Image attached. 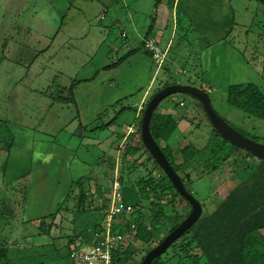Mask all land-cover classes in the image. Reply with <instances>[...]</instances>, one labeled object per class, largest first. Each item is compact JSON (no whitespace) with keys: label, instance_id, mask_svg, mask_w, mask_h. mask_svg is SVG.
<instances>
[{"label":"rangeland","instance_id":"1","mask_svg":"<svg viewBox=\"0 0 264 264\" xmlns=\"http://www.w3.org/2000/svg\"><path fill=\"white\" fill-rule=\"evenodd\" d=\"M99 1L109 7L107 8L109 14L105 15L107 17L105 21H100L97 18L89 19L87 35L82 42L85 47L81 52L80 44L73 41V43L65 45L62 51L57 52L51 49L35 58L32 54L18 57L19 63L27 69L35 59V68L41 73L37 80L32 78L31 74L33 72L21 77L20 75L24 73L23 70L16 72L0 70V156L4 150L9 152L11 145L33 147L35 142L46 143L47 145L51 143L52 146L66 151L65 158L67 160L63 164L57 167L44 168L42 174L38 175L41 178L51 175L47 183L35 184L32 191L34 182L30 178L27 180L30 183H25L21 192L9 191L8 198L22 204L23 209L29 207V213L31 214L33 212H45L47 208L48 210H55L57 213L58 208L61 206L57 219L63 215L66 218L70 217L67 214V208H71L72 211L79 210L80 207L83 208L79 202L81 196L86 193L85 188L89 187L88 182H91L99 192L97 197L106 201L105 209L108 208L111 196V179L114 169H116L115 162L110 160L112 152L106 147L107 142L110 141L108 140L110 132L104 129L92 131L91 127L95 124L96 118L100 117L98 124L115 119L114 127H124L134 123L138 131L141 126L143 112L135 117L136 110L133 107V101L139 98V93L128 96V98L122 100V103L120 101L116 108L107 107L101 114H97L86 124L83 119V112L80 113L79 118L75 107V97H72L74 88H71L74 86L75 80L90 79L89 77L95 71H100L103 67L117 63L135 46L136 41L133 40L134 37L130 30L132 17H135L138 22V33H142L145 37H149V26H154L156 41L163 50L167 48V40L164 39L168 38L167 33L171 31L172 26L176 30V35H173L175 41L172 48H169L168 59L171 56L173 58L177 57L176 52L173 51L175 47L179 59L173 69L176 68L177 70L175 72L170 67H166V63L165 68L170 70V73L166 76L163 71H160L149 98L145 103L143 102L145 107L148 105L147 102L150 97L166 84L189 83L193 86L201 85L204 79L203 72L198 65V59L200 60L201 57L198 56L201 51L200 47H204L207 45L206 43H211V41L221 37L228 39V43H233L239 49L242 48L240 49L242 53H238V56L244 59L245 55L246 61L256 68L255 75L251 76V81L248 84L257 87L259 91L264 93V36L263 38H256L258 32L264 33V2L249 0L252 3L249 15L246 17L244 12H241V8L235 5L237 0ZM134 1L135 4H133ZM246 19L248 26L246 28L239 26L240 22L245 23ZM143 20H147V22H143ZM158 26H167L166 31L160 32L162 35L158 33V28H161ZM262 39L263 41H261ZM227 61H229V58ZM194 66L197 70L189 69ZM183 68L189 69V71L185 73ZM230 69V73H234V70ZM178 71H182L186 76L177 73ZM55 76L57 77L55 78ZM201 78L203 81H201ZM255 79H258V84ZM238 83L234 86H242V88L246 86L241 81ZM207 84L209 83L207 82ZM201 88L210 96L214 110L232 127L251 140L264 144V122L262 124L256 122L255 119L248 118L244 113L237 111L236 108L234 109L230 105V107L226 106L223 100L218 101L215 98L214 86L202 85ZM229 88L230 86L226 90L227 93ZM180 99L186 100L187 112L190 114V121L192 122L190 126L188 125L187 128L183 129L185 138L181 145L206 143V137L210 136L207 131L209 129L206 126L211 130L212 126L202 111L200 103L189 96L173 95L164 99L156 109V116L159 113H170ZM120 104L121 107H119ZM196 107L200 108L199 113L194 112ZM182 112L184 113V111ZM80 122L82 125L89 127L86 135L81 136L83 132L78 130ZM258 124H261V126H257ZM252 126L254 129H252ZM14 131L21 132L22 135ZM23 132L28 141H25ZM31 139L32 142L30 143ZM170 139L174 143V138L171 137ZM105 141L106 143H104ZM128 141L129 139L124 144L126 145ZM9 142L11 145L7 147ZM139 149V151L142 150V153L136 152L135 159L129 158L126 163L118 159L117 169L122 179L125 180L128 177H132L134 181L144 179L150 172L155 170L150 156L143 148L140 147ZM225 149L230 158L223 177L214 176L211 184L205 176L197 179L192 176L193 185L186 183L196 200L202 204L203 215L208 214L213 209L211 198L214 191L212 186L222 182L227 185L241 180L258 163L257 158L242 149L237 150L230 144H227ZM36 159L40 158L37 157ZM132 160L136 163L135 166H133ZM200 164L202 163L200 162ZM190 165L192 166L187 170L200 166L196 163ZM55 175L60 176L56 177ZM35 179L40 178L35 177ZM124 185L129 187L131 183L125 181ZM35 193L39 194L36 198L33 197ZM70 203L72 204L71 207H69ZM148 209H150V206L144 202V207L140 212L141 215L147 218ZM188 211L189 206L184 204V208L180 209V214L184 216ZM26 218H28V215H26ZM116 218H125L130 222L135 221L134 216L124 217L119 215ZM178 222V218L168 217L164 223L170 229ZM129 224L127 222L125 226ZM25 228L26 231H33L34 226L29 223L26 224ZM150 238L156 241L159 235ZM138 239H136L135 231L126 237L125 242L134 252L130 260L132 259L135 264L139 262L143 254L146 255L151 247L156 246H148V249H145V244L143 246L141 239ZM143 241L146 242V239L143 238ZM179 242L175 245H178ZM174 246L163 253L160 259L158 257L153 264H174L175 260L169 262L171 253L177 249Z\"/></svg>","mask_w":264,"mask_h":264},{"label":"crops","instance_id":"2","mask_svg":"<svg viewBox=\"0 0 264 264\" xmlns=\"http://www.w3.org/2000/svg\"><path fill=\"white\" fill-rule=\"evenodd\" d=\"M251 3L252 1L249 0H237L235 5L239 6L241 12H244L247 17ZM107 8L109 7L99 0H0V70L4 72L23 70L24 73L20 75L21 77L33 72L31 76L37 80L41 73L35 68V59L27 69L19 63L18 57L32 54L35 58L51 49L57 52L62 51L65 45L73 43V41L80 44L81 52L85 47L82 42L87 35L89 19L97 18L100 21H105L107 19L105 15L109 14ZM143 22H147V20H143ZM244 22L241 21L239 26L246 28L248 26L247 19ZM158 27H161L158 28V33L166 31L165 28H167V26ZM130 30L136 44L123 58L119 59L117 63L103 67L100 71H95L89 77L90 79L74 81L72 97H75V107L79 118L80 113L83 112V119L86 124L107 107L116 108L120 101L122 103V100L136 93H139V98L134 99L133 107L136 110L135 117H138L140 112H138L137 107L149 98L160 71H163L166 76L169 75L170 70L165 68L166 63V67H170L173 71L177 70L176 68L173 69L179 59L175 47L173 51L176 52L177 57L171 56L168 59L169 50L175 41L173 38V35H176L175 27L172 26L171 31L167 33L168 38H164L167 40L165 51L156 41L166 54L164 63L159 69L146 48L148 40H156L154 26H149V37H145L142 33H138V22L135 17H132ZM263 36V32H258L256 38H263ZM206 44V46L200 47L201 51L198 55L201 56L198 63L203 72L204 82L202 84L214 86L215 98L218 101L223 100L225 105L229 106L227 88L239 84V81L248 84L251 81V76L255 75L256 68L246 61L245 55L244 59L238 56V53H242L240 50L242 48L239 49L233 43H228V39L221 37ZM228 58L229 61H227ZM230 68L234 70V73H230ZM189 69L197 70L195 66ZM189 69L183 68L185 73ZM177 73H182V71ZM201 81H203L202 78ZM255 81L258 84V79ZM181 102L184 103V106L180 108ZM121 106L120 104L119 107ZM194 112L199 113L200 108L196 107ZM240 113L244 112L240 111ZM245 115L248 118L251 117ZM157 116L160 118L162 116V119L165 120L173 119L176 123V132L172 135L174 143L171 139L169 142V146L175 155L184 146L181 145L185 138L183 129L192 123L190 114L187 112L186 100L180 99L170 113H159ZM99 118H96L91 130H109L108 140L110 141L107 142L106 147L112 152L110 160L115 162L121 159L123 163H126L129 158L135 159L137 153L133 155V148H140V144L134 123L116 128L114 127L115 119L98 124ZM255 121L263 123L258 119ZM106 124L109 125L105 126ZM261 124L257 126H261ZM125 127L126 129H124ZM131 127L134 128V132L126 138L127 129ZM206 128L209 129L207 130L209 133H213L209 127L206 126ZM88 129L89 127L82 125L81 122L78 124V130L83 132L81 136L86 135ZM252 129H254L253 126ZM15 133L22 135L18 131ZM23 134L25 141H28L24 132ZM128 139L129 141L125 145L124 143ZM10 145L9 142L7 147ZM137 152L142 153V150ZM65 156L66 151L52 146L51 143L47 145L40 142L33 143V147L11 145L9 152L7 150L2 152L0 156V247L4 246L9 249L10 264H72L69 257L71 250L86 249L94 244L96 240L93 233L105 227L106 202L102 200L103 198L97 197L99 192L91 182H88L89 187L85 188L83 208L80 207L76 211L67 208V214L70 215L67 218L63 215L57 219L61 206L57 213L55 210H48L47 208L45 212H33L31 214L29 207L23 209L22 204L8 198L10 190L15 193L21 192L23 185L30 183L27 181L30 178L34 182L32 191L35 184L47 183L51 175L44 178L38 177V175L42 174L44 168L57 167L63 164L67 160ZM37 157L40 159H36ZM133 161L132 164L135 166L136 163ZM55 176L59 177L60 175ZM70 176L72 175L70 174ZM35 177L40 179L36 180ZM127 182L133 183L134 179L128 177ZM68 188L70 189V187ZM69 189L67 190L69 191ZM36 196L39 194L33 195L34 198ZM90 205H93L94 208L90 209ZM71 206L70 203L69 207ZM127 222L134 223L125 220V218H116L114 226L116 230L121 231ZM29 223L34 226L33 231H26V224ZM127 246L124 244L121 247ZM127 264L135 263L129 259Z\"/></svg>","mask_w":264,"mask_h":264},{"label":"trees","instance_id":"3","mask_svg":"<svg viewBox=\"0 0 264 264\" xmlns=\"http://www.w3.org/2000/svg\"><path fill=\"white\" fill-rule=\"evenodd\" d=\"M202 85L194 87L202 90ZM166 86L169 85H164ZM73 88L74 86L71 89ZM190 98L196 100L193 97ZM227 100L230 106L264 122V93L257 87L246 84V89L242 90V86H230ZM176 128L173 119L165 120L153 114L150 133L186 190L192 194L186 185L187 182L193 185L192 176L196 179L205 176L211 184L214 176H224L230 158L225 146L229 143L223 140L212 127L213 133H209L210 136L206 137V143H188L174 155L169 146V139ZM137 134L140 147L149 155L140 138V127ZM137 151L139 148H133V155ZM150 160L158 172L153 170L146 178L137 179L129 187L124 185L127 179H122L123 201L127 206H137L141 202L150 206L147 210V218L141 215L134 221L136 239H141L145 249L159 244L179 225V222L188 216L191 210L189 203L180 196L151 156ZM257 160V165L241 180L227 185L222 182L212 186L213 209L178 239L180 241L178 245H175L178 241L171 245V247L175 245L177 249L171 253L169 262L175 260L174 264H264V161ZM192 163L200 166L187 170ZM84 197L80 198V206L83 205ZM184 204L189 206V211L183 216L180 214V209L184 208ZM168 217L179 220L170 229L164 223ZM157 234L159 238L156 241L151 240L150 237ZM138 240L136 241L139 242ZM133 254L129 245L121 248L114 252L113 264H127ZM144 256V254L141 256L137 264L142 262ZM0 264H10L9 249L4 246L0 247Z\"/></svg>","mask_w":264,"mask_h":264},{"label":"water","instance_id":"4","mask_svg":"<svg viewBox=\"0 0 264 264\" xmlns=\"http://www.w3.org/2000/svg\"><path fill=\"white\" fill-rule=\"evenodd\" d=\"M245 89L246 86L242 88V90ZM173 95H186L195 98L201 104L209 123L223 140L227 141L231 146L237 149H242L255 158L264 161V144L251 140L232 127L214 110L209 95L200 88L191 85L173 84L166 86L155 93L143 111L140 126L141 141L149 155L160 166L180 196L189 203L191 210L188 216L180 222L172 232L165 236L158 245L146 253L140 264H152L204 216L202 205L186 190L180 177L171 167L163 151L157 145L150 133L151 119L160 102Z\"/></svg>","mask_w":264,"mask_h":264},{"label":"built area","instance_id":"5","mask_svg":"<svg viewBox=\"0 0 264 264\" xmlns=\"http://www.w3.org/2000/svg\"><path fill=\"white\" fill-rule=\"evenodd\" d=\"M146 48L152 55L157 68H161L166 54L158 46V43L154 39H150L146 43ZM180 107L184 106V103L179 104ZM138 112H143L145 110L144 104H140L137 107ZM134 132V128L127 129L126 138ZM118 161H115L116 169H114V174L111 179L110 184V202L108 208L105 210L104 214L106 217V225L100 231L93 233L96 242L90 245L86 249L71 250L69 257L72 260V264H113V254L119 251L121 246L125 244L126 237L131 235L136 231V223H130L128 226L123 227V229L116 230L114 226V220L117 216L121 215L124 217L140 218L141 211L144 207V202H141L137 206H127L123 201V184L122 177L117 169ZM106 202V201H105ZM94 206L90 205V209Z\"/></svg>","mask_w":264,"mask_h":264}]
</instances>
